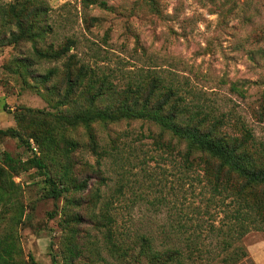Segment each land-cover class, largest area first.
Returning <instances> with one entry per match:
<instances>
[{"label": "rangeland", "instance_id": "rangeland-1", "mask_svg": "<svg viewBox=\"0 0 264 264\" xmlns=\"http://www.w3.org/2000/svg\"><path fill=\"white\" fill-rule=\"evenodd\" d=\"M11 5L30 13L22 27ZM67 42L73 44L58 60L35 53ZM70 54L78 60L74 69L85 64L107 81L86 79L67 94ZM52 68L48 81L38 79ZM153 77L188 90L189 100L231 123L240 117L257 143L264 142V0H96L89 7L82 0H0V129L20 133H0V167L8 168L6 153L16 163L8 174L11 188L0 191V257L9 264H133L110 253L114 229L152 234L162 244L163 231L174 228L183 241L202 231L200 244L214 258L197 264L224 259V237L207 231L213 223L228 228L229 206H218L196 165L185 166L183 145L164 148L152 136L178 139L146 117L127 118L121 100L108 92L88 101L97 87L135 91ZM137 107L144 111L142 100ZM106 110L116 120L71 125L60 119ZM47 131L78 143L68 152L71 181L63 185L86 180V189L52 195V183L64 182L66 157L30 138ZM92 143L118 147L102 165L107 186L93 172ZM98 187L115 200L110 222L103 203L94 202ZM239 245L246 255L232 264H264V229L250 230Z\"/></svg>", "mask_w": 264, "mask_h": 264}, {"label": "trees", "instance_id": "trees-1", "mask_svg": "<svg viewBox=\"0 0 264 264\" xmlns=\"http://www.w3.org/2000/svg\"><path fill=\"white\" fill-rule=\"evenodd\" d=\"M95 2L96 0H82L84 7H89ZM11 8L16 23L22 27L23 20L29 18L30 13L24 12L23 9L18 11L14 5H11ZM72 44V42H67L66 45L55 50L36 48L35 53L39 58L58 60L66 55ZM75 58L76 55L70 54L66 61L68 66L65 75V82L68 85L67 94L74 91L75 86L82 84L86 79H92L95 82L100 80L102 83L107 81L106 77L104 79L102 76L97 77L93 68L87 67L85 64L74 69L73 67L78 62ZM54 74L55 69L52 68L43 75H37V77L40 81L46 82ZM91 87L94 86L91 85ZM232 89L239 91L235 84L232 85ZM107 92L109 96H116L121 100V106L127 110L125 113L127 118L146 117L178 139V142L175 143L172 140H164L162 134L157 137L152 136L156 144L168 149L175 148V144L184 146L182 150H179V154L185 166L196 165L199 169L200 179L205 181L204 186L217 198L218 206L225 204L230 209V214L226 213L229 218L226 230L213 223L212 229L210 227L207 231L208 233L217 232V236L222 235L224 237L221 241L224 245L222 250L228 248V251L220 262L227 264L238 262L241 256L246 255L245 249L239 245L242 238L252 229H264V142L257 143L254 135L240 117L231 123L228 115L224 113L216 115L213 111L207 110L205 106L196 103L194 100H189L187 97L188 90L180 92L173 84L161 85L160 80L156 77L152 78L147 87L138 86L135 91L130 89L117 92L113 90V87H97L88 101L93 103L97 97L99 98ZM156 95L158 96L155 97ZM141 100L144 111L137 107ZM151 101H153V107L150 108L149 103ZM97 118L116 120V115L110 110H106L60 116V119L71 125L80 121L87 123ZM234 125L236 128H233ZM0 133L20 136V133L12 128L0 129ZM30 138H33L32 141L39 147L43 146L44 141L47 142L46 146L49 145V149L66 157V162L63 164L64 182L61 183V187L52 183L51 193L54 197H58L73 188L80 191L86 189V180L80 181L74 187L63 185L71 181L72 165L68 152L77 146L76 141L66 140V138L58 141L51 131L33 132ZM91 147L98 157V167L93 172L100 180V185L107 186L109 178L105 175L102 165L106 157L115 155L114 150L118 147L98 149L96 143H92ZM6 161L8 168L0 167L1 192H4L6 188H11L8 174L10 170L16 167L15 161L7 153ZM36 164L43 167L40 160H36ZM94 198L95 203L100 201L103 203L105 218L109 219L108 222H110L111 210L115 201L113 195L110 198L103 196L101 187H98ZM227 199L228 202L225 203ZM76 218L81 220L79 216ZM113 232L114 235L110 234L109 236L112 237L110 253L118 255L119 258L129 257L133 264H197L200 260L214 258L211 251L200 244L205 238L202 236V231L186 235L183 241L180 236L181 231L170 228L163 231L164 241L162 244H159L158 239L152 234L134 231V235H132L128 228L119 232L114 229ZM130 236L133 237L132 245H128L127 242ZM220 262L213 264H221ZM0 264L9 263L2 256L0 257ZM120 264L128 263L123 260Z\"/></svg>", "mask_w": 264, "mask_h": 264}, {"label": "built area", "instance_id": "built-area-1", "mask_svg": "<svg viewBox=\"0 0 264 264\" xmlns=\"http://www.w3.org/2000/svg\"><path fill=\"white\" fill-rule=\"evenodd\" d=\"M34 146V145H33ZM35 149H37L36 147H34Z\"/></svg>", "mask_w": 264, "mask_h": 264}]
</instances>
